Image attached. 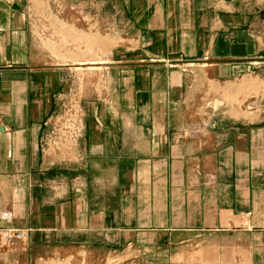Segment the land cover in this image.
<instances>
[{
  "label": "crops",
  "instance_id": "0c3cea01",
  "mask_svg": "<svg viewBox=\"0 0 264 264\" xmlns=\"http://www.w3.org/2000/svg\"><path fill=\"white\" fill-rule=\"evenodd\" d=\"M60 2L62 20H103L116 43L58 141L64 64L25 0H0V264H100L132 247L166 264L198 236L264 264V0Z\"/></svg>",
  "mask_w": 264,
  "mask_h": 264
},
{
  "label": "rangeland",
  "instance_id": "374dc122",
  "mask_svg": "<svg viewBox=\"0 0 264 264\" xmlns=\"http://www.w3.org/2000/svg\"><path fill=\"white\" fill-rule=\"evenodd\" d=\"M28 17V25L38 37V40L52 54L54 64L62 63L65 67L64 79L66 85L62 90L57 91L54 98L58 110L52 121L57 124L56 130L51 132L53 137L60 139V133L67 143H70L71 136L65 134L64 122L68 117L75 118L78 126L81 124V97L84 89L91 90L99 83L100 75L110 48L104 45L116 43L113 35H110L109 27L103 20L87 18L81 26L68 24L66 19L62 20L58 13L61 9L60 0H25ZM71 20V19H70ZM108 21V20H106ZM112 36V37H111ZM95 63H88V62ZM78 62H87L78 64ZM88 67L93 70H81ZM79 68V69H77ZM262 105L264 104V82L261 83ZM92 95V94H90ZM220 101V99H219ZM237 101V100H234ZM251 99L247 97L244 101L240 99V105L248 106ZM71 113V114H70ZM58 124H61L58 126ZM212 240H214L212 242ZM210 239L206 236H198L195 241L187 242L176 252L174 258H167L166 264H236L233 253L227 250L221 251L220 238ZM139 247H132L129 251H118L107 256L100 264H122L124 259L132 260L140 264ZM131 262V261H130ZM72 264V263H68ZM83 264V263H80Z\"/></svg>",
  "mask_w": 264,
  "mask_h": 264
},
{
  "label": "built area",
  "instance_id": "2783aa9c",
  "mask_svg": "<svg viewBox=\"0 0 264 264\" xmlns=\"http://www.w3.org/2000/svg\"><path fill=\"white\" fill-rule=\"evenodd\" d=\"M71 114V113H70ZM65 134L72 135L71 137H74L78 130V122L75 118L68 117L67 120L64 122L63 129ZM24 235V232L20 230L16 231H10L6 237L5 241L9 242L12 238H20Z\"/></svg>",
  "mask_w": 264,
  "mask_h": 264
}]
</instances>
